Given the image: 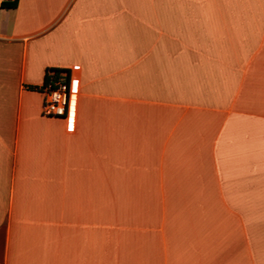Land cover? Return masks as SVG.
Masks as SVG:
<instances>
[{"label":"crops","instance_id":"1","mask_svg":"<svg viewBox=\"0 0 264 264\" xmlns=\"http://www.w3.org/2000/svg\"><path fill=\"white\" fill-rule=\"evenodd\" d=\"M2 2L0 264H264V0Z\"/></svg>","mask_w":264,"mask_h":264},{"label":"built area","instance_id":"2","mask_svg":"<svg viewBox=\"0 0 264 264\" xmlns=\"http://www.w3.org/2000/svg\"><path fill=\"white\" fill-rule=\"evenodd\" d=\"M50 80L45 90V112L54 117L65 118L71 102L70 75L59 73Z\"/></svg>","mask_w":264,"mask_h":264},{"label":"trees","instance_id":"3","mask_svg":"<svg viewBox=\"0 0 264 264\" xmlns=\"http://www.w3.org/2000/svg\"><path fill=\"white\" fill-rule=\"evenodd\" d=\"M20 0H3L2 4H1V8L3 9H16L18 8ZM62 72L61 70H56V76L57 77L59 75V73ZM50 82V78L49 76L47 77L46 80V85H48Z\"/></svg>","mask_w":264,"mask_h":264},{"label":"rangeland","instance_id":"4","mask_svg":"<svg viewBox=\"0 0 264 264\" xmlns=\"http://www.w3.org/2000/svg\"><path fill=\"white\" fill-rule=\"evenodd\" d=\"M256 237H257V241H260V243H261V234H256Z\"/></svg>","mask_w":264,"mask_h":264}]
</instances>
